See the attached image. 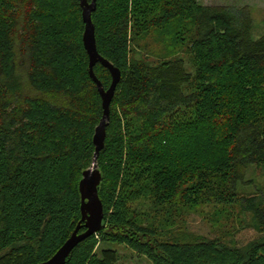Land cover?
Instances as JSON below:
<instances>
[{"label": "trees", "instance_id": "16d2710c", "mask_svg": "<svg viewBox=\"0 0 264 264\" xmlns=\"http://www.w3.org/2000/svg\"><path fill=\"white\" fill-rule=\"evenodd\" d=\"M92 20L122 80L98 159L104 228L66 264H117L103 243L152 264H264V191L242 190L264 169V37L252 38L250 8L97 0ZM84 32L81 0H0V264L47 261L82 218L103 117ZM94 71L109 89L110 71ZM200 206L248 215L261 237L187 240L179 232Z\"/></svg>", "mask_w": 264, "mask_h": 264}, {"label": "water", "instance_id": "95a60500", "mask_svg": "<svg viewBox=\"0 0 264 264\" xmlns=\"http://www.w3.org/2000/svg\"><path fill=\"white\" fill-rule=\"evenodd\" d=\"M81 7L85 23L83 42L89 56V75L97 85L102 98L103 117L94 135L95 155L93 163L88 170L84 171L79 183L82 218L64 245L50 259L39 264H66L67 259L80 243L96 235L104 228V205L99 196V187L102 184L103 176L98 167V159L105 146L107 128L110 124V107L122 80V72L98 52L96 29L92 20V14L97 10V0H92L91 3L88 0H81ZM97 64H101L111 73L112 83L107 90L95 74L94 68ZM83 229L85 231L81 232Z\"/></svg>", "mask_w": 264, "mask_h": 264}, {"label": "rangeland", "instance_id": "374dc122", "mask_svg": "<svg viewBox=\"0 0 264 264\" xmlns=\"http://www.w3.org/2000/svg\"><path fill=\"white\" fill-rule=\"evenodd\" d=\"M202 5H227L243 7L248 6L251 12L252 18V38L258 40L264 37V0H198ZM157 41V37L150 36L145 42L150 44L152 48L156 47L154 43ZM144 45V41L142 42ZM145 57L142 53L139 55ZM186 60V68L192 72L191 56L188 53L181 55ZM150 63H158L159 59L153 58L148 55L146 58ZM252 179L253 185L251 187H244L242 190L246 192L256 193L257 190L264 191V169L255 168L253 173L249 176ZM215 209L207 206H200L196 210L190 212V216L187 218V224L179 232H184V237L187 240H194L197 237H205L208 239H216L217 237L223 240L226 244L244 247L249 246L254 240L261 237L253 227H250L248 215H237L236 213H229L230 219L225 217L218 218L215 216ZM183 235V234H181ZM102 249H111L118 252L119 260L117 264H152V262L145 256H140L127 246L103 243L99 247V252Z\"/></svg>", "mask_w": 264, "mask_h": 264}]
</instances>
